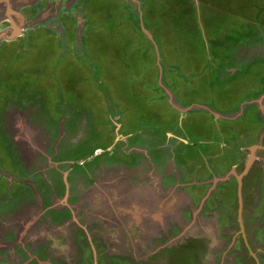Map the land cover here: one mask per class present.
I'll list each match as a JSON object with an SVG mask.
<instances>
[{
    "label": "rangeland",
    "instance_id": "374dc122",
    "mask_svg": "<svg viewBox=\"0 0 264 264\" xmlns=\"http://www.w3.org/2000/svg\"><path fill=\"white\" fill-rule=\"evenodd\" d=\"M0 264H264V0H0Z\"/></svg>",
    "mask_w": 264,
    "mask_h": 264
},
{
    "label": "crops",
    "instance_id": "0c3cea01",
    "mask_svg": "<svg viewBox=\"0 0 264 264\" xmlns=\"http://www.w3.org/2000/svg\"><path fill=\"white\" fill-rule=\"evenodd\" d=\"M16 30H17L16 24L13 21H10L9 22V26L7 27V31H9L10 33H12V32L14 33V31H16ZM153 185L160 186L161 183L160 182H154L153 181ZM173 187H175V186H173ZM173 187H171L170 189H172Z\"/></svg>",
    "mask_w": 264,
    "mask_h": 264
},
{
    "label": "water",
    "instance_id": "95a60500",
    "mask_svg": "<svg viewBox=\"0 0 264 264\" xmlns=\"http://www.w3.org/2000/svg\"><path fill=\"white\" fill-rule=\"evenodd\" d=\"M8 1V0H7ZM7 7V9H8V6H6ZM7 11V10H6ZM18 31L16 30V31H14V33L13 34H15V33H17ZM11 36H12V33H11Z\"/></svg>",
    "mask_w": 264,
    "mask_h": 264
},
{
    "label": "flooded vegetation",
    "instance_id": "af4514ba",
    "mask_svg": "<svg viewBox=\"0 0 264 264\" xmlns=\"http://www.w3.org/2000/svg\"><path fill=\"white\" fill-rule=\"evenodd\" d=\"M5 15H6V13H5ZM7 16V15H6ZM96 152V151H95ZM252 209V208H251Z\"/></svg>",
    "mask_w": 264,
    "mask_h": 264
}]
</instances>
